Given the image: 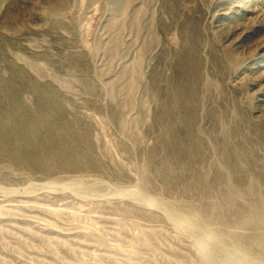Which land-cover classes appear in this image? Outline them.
Wrapping results in <instances>:
<instances>
[{"label":"rangeland","instance_id":"1","mask_svg":"<svg viewBox=\"0 0 264 264\" xmlns=\"http://www.w3.org/2000/svg\"><path fill=\"white\" fill-rule=\"evenodd\" d=\"M26 109L0 264H264V0H0V122Z\"/></svg>","mask_w":264,"mask_h":264},{"label":"bare ground","instance_id":"2","mask_svg":"<svg viewBox=\"0 0 264 264\" xmlns=\"http://www.w3.org/2000/svg\"><path fill=\"white\" fill-rule=\"evenodd\" d=\"M25 114L32 120L29 122H22L20 120L17 123H13L12 121H5L4 123L0 122V143L5 147H9L8 150L10 153L15 155V161L21 162L20 159H24V161L31 163L32 156H34L38 150V148H34L33 145L39 142H45L44 138L42 137V130L44 128L47 130L50 129L45 126L47 123L45 119L40 117L34 118V115L31 113V111H29V109L25 110ZM49 133H51V131ZM25 144H31L30 148L23 149V147L25 148ZM1 151L2 150H0V155ZM5 152H7V149L2 151L3 154ZM183 219L189 224L194 218L188 217V220H186L183 216ZM217 235V233L211 234L213 241H216V237H218ZM242 264L254 263L245 260Z\"/></svg>","mask_w":264,"mask_h":264}]
</instances>
